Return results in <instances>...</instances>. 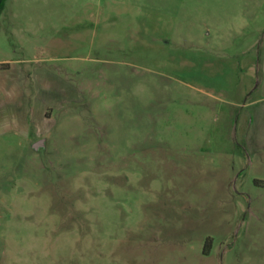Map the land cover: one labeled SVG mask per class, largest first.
Here are the masks:
<instances>
[{"label":"rangeland","instance_id":"rangeland-1","mask_svg":"<svg viewBox=\"0 0 264 264\" xmlns=\"http://www.w3.org/2000/svg\"><path fill=\"white\" fill-rule=\"evenodd\" d=\"M6 60L0 264H264V0H6Z\"/></svg>","mask_w":264,"mask_h":264},{"label":"crops","instance_id":"crops-1","mask_svg":"<svg viewBox=\"0 0 264 264\" xmlns=\"http://www.w3.org/2000/svg\"><path fill=\"white\" fill-rule=\"evenodd\" d=\"M22 72L18 61L0 62V123L3 119L6 122L5 125L19 131L22 129L27 133L29 127L23 121L26 117L22 114V109L16 107L21 102V95H23Z\"/></svg>","mask_w":264,"mask_h":264},{"label":"water","instance_id":"water-1","mask_svg":"<svg viewBox=\"0 0 264 264\" xmlns=\"http://www.w3.org/2000/svg\"><path fill=\"white\" fill-rule=\"evenodd\" d=\"M45 142H46V139H41V140L37 141L36 143H34L33 148L35 150H38V149L45 146Z\"/></svg>","mask_w":264,"mask_h":264},{"label":"trees","instance_id":"trees-1","mask_svg":"<svg viewBox=\"0 0 264 264\" xmlns=\"http://www.w3.org/2000/svg\"><path fill=\"white\" fill-rule=\"evenodd\" d=\"M5 2H6V0H0V16H1Z\"/></svg>","mask_w":264,"mask_h":264}]
</instances>
